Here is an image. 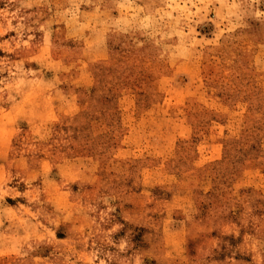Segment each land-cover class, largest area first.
<instances>
[{
    "label": "rangeland",
    "instance_id": "rangeland-1",
    "mask_svg": "<svg viewBox=\"0 0 264 264\" xmlns=\"http://www.w3.org/2000/svg\"><path fill=\"white\" fill-rule=\"evenodd\" d=\"M0 264H264V0H0Z\"/></svg>",
    "mask_w": 264,
    "mask_h": 264
}]
</instances>
